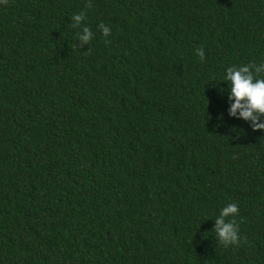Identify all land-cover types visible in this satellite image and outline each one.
Returning <instances> with one entry per match:
<instances>
[{
	"label": "trees",
	"instance_id": "1",
	"mask_svg": "<svg viewBox=\"0 0 264 264\" xmlns=\"http://www.w3.org/2000/svg\"><path fill=\"white\" fill-rule=\"evenodd\" d=\"M249 63L264 0L0 3V264H264V131L224 81Z\"/></svg>",
	"mask_w": 264,
	"mask_h": 264
},
{
	"label": "clouds",
	"instance_id": "2",
	"mask_svg": "<svg viewBox=\"0 0 264 264\" xmlns=\"http://www.w3.org/2000/svg\"><path fill=\"white\" fill-rule=\"evenodd\" d=\"M0 3L7 4L8 0H0ZM92 5H88L91 7ZM72 27L78 28L85 19V13L74 14L72 16ZM103 35H110V29L103 23L98 25ZM93 37V33L89 27L82 29L79 33V40L82 43H88ZM197 55L201 61L204 60L205 53L203 48L197 49ZM264 63L259 65L249 63L241 66L228 67L224 81L228 82V100L231 101L229 115L236 117L239 113L240 119L251 121L253 131H264V122L260 121L264 117ZM224 89H221L223 92ZM223 117H219L222 119ZM239 213V208L235 203L228 204L220 211L219 216L215 220V228L213 229L218 236L219 241L225 246L238 245L241 242L239 236V225L236 220L229 219L235 217Z\"/></svg>",
	"mask_w": 264,
	"mask_h": 264
}]
</instances>
